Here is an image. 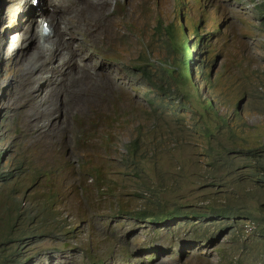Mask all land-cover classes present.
Instances as JSON below:
<instances>
[{
  "label": "clouds",
  "instance_id": "clouds-1",
  "mask_svg": "<svg viewBox=\"0 0 264 264\" xmlns=\"http://www.w3.org/2000/svg\"><path fill=\"white\" fill-rule=\"evenodd\" d=\"M102 6L68 49L92 59L91 83L57 73L52 105L31 103L32 129L28 109L0 95V200L12 198L0 206V264L69 249L97 264H264V0ZM7 25L0 15L2 73L20 57L5 50ZM51 238L68 244L34 249Z\"/></svg>",
  "mask_w": 264,
  "mask_h": 264
},
{
  "label": "bare ground",
  "instance_id": "bare-ground-1",
  "mask_svg": "<svg viewBox=\"0 0 264 264\" xmlns=\"http://www.w3.org/2000/svg\"><path fill=\"white\" fill-rule=\"evenodd\" d=\"M43 1L40 11L33 6V0L31 5H29L28 0H14V4L11 0H4L0 3V15L4 19H13L19 23L16 25V30H13L18 35L13 39H9L5 50H10L13 45L12 54H15L17 50L23 62L30 64L26 65L19 63L20 60H15L17 77L10 78V72L8 68H5L2 79L8 86L7 96H11L14 92L25 87L33 95H36V93L42 94L43 102L41 104L51 106L52 102L45 98L47 92H51L56 85L57 73H60L58 79H71L74 85L79 83L89 84L92 81L95 74L92 59L72 56L68 51V49L74 48L73 31L76 26H79V23L75 19H70V16L75 13L80 17L79 21L82 24V29L79 30L94 31L96 23L99 21L96 18L101 19L104 16L102 5L105 0H98L100 4L96 6L97 0H87L85 8L82 7L83 3L80 0L78 4L76 3L78 0ZM70 4L72 8H70ZM21 5H25L24 10ZM76 6L80 7L82 16L77 13L79 8H74ZM10 8L12 9L10 10ZM37 16L44 19L40 27ZM46 22L47 26L50 27L48 33L43 30ZM53 45H55L54 48ZM39 63H41L40 66ZM65 95L67 99L72 98L69 90L65 91ZM8 101L10 100L6 99V102ZM2 104L1 106L4 107Z\"/></svg>",
  "mask_w": 264,
  "mask_h": 264
},
{
  "label": "rangeland",
  "instance_id": "rangeland-1",
  "mask_svg": "<svg viewBox=\"0 0 264 264\" xmlns=\"http://www.w3.org/2000/svg\"><path fill=\"white\" fill-rule=\"evenodd\" d=\"M80 1H81V3H83L82 7L85 8V4L87 3V0H80ZM80 1L78 0V1H76V3L78 4ZM223 1L228 2L231 0H223ZM97 4H100L98 0L96 2L95 6ZM70 8H72L71 4H70ZM74 8H79L77 13H79L80 16H82V12H81L80 7L76 6ZM95 8L97 9V7H95ZM71 12L74 13L73 10H71ZM79 18L80 17L77 16L75 13L70 16V19H75L79 23V26H76L74 29H82V24L79 21ZM5 21L8 22V25L6 26L7 30H9L10 33L12 32L13 34L18 35L13 30H16V25H18L19 23H17V21H15L13 19H5ZM69 31H71V29H69ZM69 35H71V34H69ZM18 60H20L19 63H24L20 57L18 58ZM24 64H26V63H24ZM13 65H15V63L13 60H11L8 64L7 68H11ZM26 65H30V64H26ZM2 70H3V65H1V62H0V95H1V98H3V100L5 101L6 99L9 98V96H7V93H6L8 86L6 85L5 81L2 79V76L4 75V73H2ZM83 70L81 71V73L83 72ZM9 72L13 74L11 78L17 77V67H14L13 70L9 69ZM89 83H91V82H89ZM11 97H13L16 102L19 101L20 103H22L28 109L29 115H28L27 124L32 129L33 120L35 117V111H34V108L31 106V103L41 104L43 102V99H42L43 95L40 93H36V95L35 94L33 95L32 93L29 92L28 88L24 87V88H21L19 91L14 92V94L11 95ZM48 98L52 99L53 96L49 94ZM11 102H12V98L7 103H11ZM2 105L4 106V103ZM59 123L61 124L62 129H64L66 126V123L64 121H59ZM29 150H30L29 145L24 146L21 149L23 154H27L29 152ZM0 186H2V185H0ZM238 191L241 192L242 188H238ZM9 199H12V198L10 197V198L1 199L0 200V206L3 207V206H6L7 202L10 203ZM242 199H243V195H239L238 197H233L234 202L237 204ZM2 217L3 216H2L1 211H0V226H1V218ZM148 224L150 226H157V225L150 224V223H148ZM149 228L152 230L154 229L153 227H149ZM36 235H37V233H35V236ZM36 238H38V236H36ZM107 238H108V234H106V237L101 240L100 244H98V243L94 244V249L98 253H103L105 251V249L107 247V242H106ZM80 239L85 240L84 232H80L78 238H75V241H79ZM56 240H57L56 238L55 239L51 238V240L47 241L43 245L39 244V242L37 240L35 243L33 242L32 245H34V249H38L41 247L47 248V247H51V246L64 248V247H66L65 245L68 244V243H63V242H57ZM73 244H76V243L73 242ZM136 245H137V252L138 253L146 254L147 250H145L144 247H149L150 244L147 242H138ZM88 259H92V258H87L86 253H82L80 251L77 252L74 249H69V250H66L63 252H59L57 254H50L49 256H46L44 258L34 257L33 261L30 263H27V264H97L99 262L98 260H94V263H93V262H90ZM123 264H146V261L145 260H139V259H136L134 257H129L127 259V261H125Z\"/></svg>",
  "mask_w": 264,
  "mask_h": 264
},
{
  "label": "trees",
  "instance_id": "trees-1",
  "mask_svg": "<svg viewBox=\"0 0 264 264\" xmlns=\"http://www.w3.org/2000/svg\"><path fill=\"white\" fill-rule=\"evenodd\" d=\"M177 214H178V209H175V210H170V211H168L167 216H168V217H174V216H177ZM145 216H146L147 218H150V220H152L153 222L156 221V218L152 217L151 215H147V214L145 213ZM168 217H165V216H158V220H167ZM258 221H259V220H258ZM7 226H8V225H7ZM259 226L261 227V233L264 235V219L259 223ZM3 227L6 229V226H3ZM8 227H9V226H8ZM9 229L12 230L11 227H9ZM8 235H9V231H7V229L1 233V236L5 237V238H7V239H8ZM6 245H7V243H5V242H4V243H0V248H2L3 246H6ZM18 255H19V252L15 251V259H14L13 262H17V261L19 260Z\"/></svg>",
  "mask_w": 264,
  "mask_h": 264
}]
</instances>
